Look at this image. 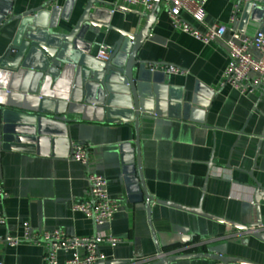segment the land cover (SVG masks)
Here are the masks:
<instances>
[{
    "label": "crops",
    "instance_id": "0c3cea01",
    "mask_svg": "<svg viewBox=\"0 0 264 264\" xmlns=\"http://www.w3.org/2000/svg\"><path fill=\"white\" fill-rule=\"evenodd\" d=\"M13 1L8 20L47 3L46 9L67 4L66 0ZM86 1L78 0L71 9L67 7L64 16L69 21L60 19L56 30L70 29ZM99 1L104 10L102 20L107 25L91 27L84 38L92 44L95 56L101 45L110 49L118 41V30H141L150 13L142 5L122 0ZM2 5L7 2L2 1ZM206 10L208 25L228 26L222 40L205 44L175 29L168 5L161 0L150 34L138 51L140 60L176 65L186 72L156 75L161 86L145 106L147 112L140 116L141 169L153 201L151 209L142 205L144 199L143 203L131 199L123 179L126 164L122 145L131 143L136 148L133 122L110 123L70 115L74 120L68 124L70 142L57 144L55 155L41 145L36 153L13 150L1 156L0 187L5 194L0 195V213L7 221L0 224V258L5 264H46V244L24 240L26 223L35 231L63 230L80 237L108 232L121 242L99 245L105 261L160 264L162 254L207 251V243L214 241L213 245L225 243L229 256L264 264V240L251 233L240 234L238 228L224 222L158 202L201 206L206 213L247 226L258 223V207L264 224V200L255 203L257 186L264 189V95L260 90L242 92L231 85H221L229 62L226 41L237 32L253 36L264 27L250 22L242 26L238 0H208ZM181 15L195 27H202L186 11ZM19 25V19L0 25V58L10 49ZM251 53L256 59L261 57L254 48ZM209 92L213 95L206 111H184V103L191 102L195 93L202 100ZM6 101L12 105L19 99L13 95ZM8 107L0 102V128ZM185 114L190 117L185 118ZM77 144L88 146L87 165L69 158ZM136 159L135 155V165ZM89 172L104 176L109 182V195L120 203L113 220L104 226H97L93 219L73 210L75 202L88 199ZM7 236L20 241L10 244ZM80 252L84 255L83 250ZM69 256L65 252L58 255L61 262ZM169 264L224 263L195 257Z\"/></svg>",
    "mask_w": 264,
    "mask_h": 264
},
{
    "label": "water",
    "instance_id": "95a60500",
    "mask_svg": "<svg viewBox=\"0 0 264 264\" xmlns=\"http://www.w3.org/2000/svg\"><path fill=\"white\" fill-rule=\"evenodd\" d=\"M2 1H6L7 5L3 6ZM77 1L66 0L67 4L64 6L55 5L50 9H46L47 3L18 16H11L8 20L14 1L0 0V25L20 20L10 49L0 58V102L9 104L3 112L0 128V160L5 151L36 153L41 145L49 147V153L55 155L54 151L59 144L70 142L68 124L74 121L70 115L93 117L99 121L106 119L110 123L133 122L136 148L131 143L122 145L126 164L123 179L131 199L138 203H143L144 199L146 202L142 205L150 210L153 201L145 187L141 169L139 123L141 114L147 112L145 106L153 101L152 98L157 96L161 86L156 82L155 76L164 73L153 68L147 69V65L161 64L140 60L138 51L150 34L161 0H154L155 7L146 15V22L141 30H118L120 37L110 47L108 60H100L93 55L92 44L84 39L91 27L101 28L107 25V21L102 20L104 10L100 7L103 4L99 0H87L82 14L70 29L56 30L60 19L69 21L64 16V11ZM238 9L242 10V26L250 22L251 25L264 27V0H238ZM6 89L13 92L7 94ZM13 95L19 101L11 105L6 100ZM212 95L209 92L208 97L201 100L195 93L191 102L184 103V111L187 113L191 109H198L203 112V109L209 107ZM188 117L190 115L185 114V118ZM261 200H264V189L257 186L255 203L258 204ZM158 202L207 216L238 229L248 227L206 213L201 206L191 208L171 201ZM257 210L258 223L252 226L263 223L260 208L257 207ZM249 233L264 240L262 232ZM213 242L207 243L210 245L207 251L170 256L162 254L159 256V263L169 264L180 259L205 257L224 264H254L227 255L225 243L213 245ZM158 249L162 253L160 246ZM128 263V260L102 259L95 264Z\"/></svg>",
    "mask_w": 264,
    "mask_h": 264
},
{
    "label": "built area",
    "instance_id": "2783aa9c",
    "mask_svg": "<svg viewBox=\"0 0 264 264\" xmlns=\"http://www.w3.org/2000/svg\"><path fill=\"white\" fill-rule=\"evenodd\" d=\"M131 5H142L147 12H151L155 7L154 0H122ZM168 5V13L174 28L188 33L197 40L205 44L217 42L224 38L227 27L225 24L215 23L208 25L206 23L208 0H165ZM182 11L190 14L192 19L202 27H195L182 17ZM229 48V62L223 73L221 85H231L242 92L260 90L264 95V31L259 30L255 35H244L241 32L235 33L226 41ZM256 49L261 57L256 59L251 53V49ZM110 49L101 45L96 57L100 60H108ZM163 72L166 75L185 74L186 72L176 65H159L153 68ZM254 73V77L250 74ZM7 94L12 93L6 89ZM88 146L77 144L73 146V151L69 158L79 161L85 165L88 164L89 151ZM89 186V196L87 200L75 202L73 210L83 213L85 216L93 219L97 226L109 224L116 212L119 210L120 203L113 199L108 192V183L106 178L97 173L89 172L87 175ZM0 187V195H4ZM7 218L0 213V224L6 223ZM257 231L264 233V224L248 226L246 229H239L240 234ZM24 240L34 243H45L46 264H95L103 257L99 253V245L108 243L115 245L121 242V239L114 237L108 232H98L89 236H73L63 230L35 231L28 223L25 224ZM10 244H17L20 240L11 236L6 237ZM80 250L84 251L81 255ZM65 252L70 256L61 262L59 253ZM0 264H5L0 258Z\"/></svg>",
    "mask_w": 264,
    "mask_h": 264
}]
</instances>
